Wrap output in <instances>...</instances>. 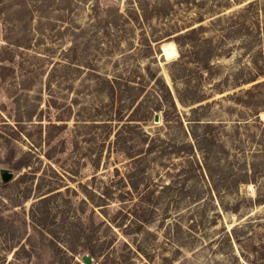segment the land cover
I'll return each instance as SVG.
<instances>
[{
  "label": "rangeland",
  "instance_id": "1",
  "mask_svg": "<svg viewBox=\"0 0 264 264\" xmlns=\"http://www.w3.org/2000/svg\"><path fill=\"white\" fill-rule=\"evenodd\" d=\"M0 59V264H264V0H0Z\"/></svg>",
  "mask_w": 264,
  "mask_h": 264
},
{
  "label": "trees",
  "instance_id": "2",
  "mask_svg": "<svg viewBox=\"0 0 264 264\" xmlns=\"http://www.w3.org/2000/svg\"><path fill=\"white\" fill-rule=\"evenodd\" d=\"M202 44H198L196 45V48H198L199 50H202V48H204V42H201ZM212 55V52H207V54H203V55H200V56H197V60H196V64H197V69L199 70H202L203 68H211L212 66L209 64V56ZM181 60L182 63H186L187 60H183V53H180V58L178 59V61ZM6 68V65L1 62V59H0V76L3 75V71L2 69ZM162 86H163V97L166 99V98H169V101H170V104H172L174 107H175V97L178 99V101H180L181 103H195V102H198L200 100L203 99V97H201L202 95H194L195 93H190L191 95L187 94L186 93V88H183V87H180L178 88L177 86L175 87V92H174V95L171 91V89L169 88V86L160 78V76H158L157 78ZM254 79V77H248L247 79L243 78V80H252ZM172 80L173 82H175L176 80V77L175 75L172 73ZM264 84V81H258L256 83H253L252 86H257V85H260V84ZM114 90V88H112ZM247 92L250 93V90L249 88L246 89ZM133 99L130 98L129 99V103H131ZM249 100H244V102L248 103ZM202 105H198V107H201ZM192 111H195L197 109V107H193L191 108ZM143 116H146L143 115ZM197 119V118H196ZM190 132V134H192L193 137H195V134H194V131H192L191 127L190 129L188 130ZM192 144L191 142H187V143H183L181 146L182 150L186 151V152H189L191 150L190 147H192ZM74 247H68V250H70L71 252H76V248L73 249ZM106 248L107 246L105 245L103 248L99 249V251L94 248V247H90V246H87L85 245V250L86 252H88L91 256L93 257H96V258H99V256H103L102 260L99 261L97 264H104L106 261H111L109 259H112V257L109 255L108 251H106ZM106 251V252H105ZM72 256V255H71Z\"/></svg>",
  "mask_w": 264,
  "mask_h": 264
},
{
  "label": "water",
  "instance_id": "3",
  "mask_svg": "<svg viewBox=\"0 0 264 264\" xmlns=\"http://www.w3.org/2000/svg\"><path fill=\"white\" fill-rule=\"evenodd\" d=\"M153 119H154V121H158L159 118H158V114L157 113L154 114V118ZM12 176H13V174H12V172L10 170L5 169V168H1L0 169V177H1V180L3 182L8 181L9 179L12 178ZM82 259L84 260V262L86 264H91L92 263V257L90 255H88V254H83L82 255Z\"/></svg>",
  "mask_w": 264,
  "mask_h": 264
},
{
  "label": "bare ground",
  "instance_id": "4",
  "mask_svg": "<svg viewBox=\"0 0 264 264\" xmlns=\"http://www.w3.org/2000/svg\"><path fill=\"white\" fill-rule=\"evenodd\" d=\"M162 50L166 56L177 54V50L172 42H165L162 44Z\"/></svg>",
  "mask_w": 264,
  "mask_h": 264
}]
</instances>
